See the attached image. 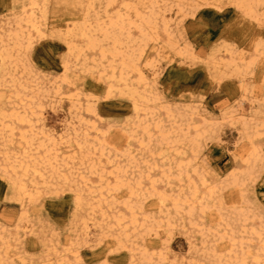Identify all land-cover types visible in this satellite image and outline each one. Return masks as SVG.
<instances>
[{
    "label": "bare ground",
    "instance_id": "bare-ground-1",
    "mask_svg": "<svg viewBox=\"0 0 264 264\" xmlns=\"http://www.w3.org/2000/svg\"><path fill=\"white\" fill-rule=\"evenodd\" d=\"M16 1L19 11L0 28V179L24 210L20 221L27 223L26 208L42 191L53 186L58 190L49 192L55 194L66 187L73 193V223L79 225L74 232L88 240L91 228L100 226L101 234L111 238L108 247L129 251L131 264H165L160 254L154 258L145 237L184 224L201 233V257L208 264H264V214L252 190L264 169V74L257 84L242 82L264 66V43L255 42L245 55L224 42L222 55L206 60V69L218 81L238 80L239 104L249 106L246 113H222L221 121L235 126L243 145L237 168L222 180H208L207 171L196 162L202 142L215 137L217 121L201 116L195 107L162 104L146 74L154 68L152 56L157 60L160 53L192 58L190 44L179 42L172 21L180 15V24L201 7L219 10L221 0ZM50 3L70 4L72 10L57 26L47 27ZM229 3L258 26L264 24V0ZM46 38L61 43L65 51L48 89L28 59L34 43ZM81 74L103 84L104 94H84L81 101L77 93L61 92ZM64 96L76 121L55 137L38 126L44 102ZM115 96L130 101L133 116L123 128L127 148L118 153L109 150L110 135L96 123L102 119L96 113L98 101ZM229 188L240 195L236 204L227 206L221 192ZM146 198L159 207L158 221L145 214ZM207 212L216 225L203 229ZM19 228L24 233L28 229ZM217 232L219 246L209 241ZM18 239L17 233L13 238L0 233V264L8 262L11 241ZM65 252L78 261L76 249ZM58 256L57 263L69 264L65 256ZM45 264L52 263L46 259Z\"/></svg>",
    "mask_w": 264,
    "mask_h": 264
},
{
    "label": "rangeland",
    "instance_id": "rangeland-1",
    "mask_svg": "<svg viewBox=\"0 0 264 264\" xmlns=\"http://www.w3.org/2000/svg\"><path fill=\"white\" fill-rule=\"evenodd\" d=\"M71 1L67 0V2ZM51 4L48 5L50 10H48L45 21L47 27L57 26L72 10L70 4L68 7L63 4ZM19 5L20 3L16 0L14 3L12 0H0V28L5 26L4 23L12 20L13 14L19 11ZM259 10L262 11V9ZM180 18V15L174 18L172 29L175 30V34H177L175 36L179 38L181 44L185 42L190 44L194 56L182 58L174 53L168 54L167 51L160 53L159 58L156 57L157 60L155 56H152L154 68L146 74L147 81L152 84L162 104L173 107H195L201 116L217 121V133L215 137H210L203 141L204 143L202 142L200 156L198 155L196 163L207 171L208 180L212 178L222 180L230 170L237 168V163H239L237 153L243 145L238 141L235 126H232L229 120L221 121L222 113L227 110L234 111L236 115L241 109L246 113L249 106L247 102L243 105L239 104L241 92L238 80L231 77L218 81L213 72H208L206 69L208 68L206 60L209 55L221 56L223 51L221 45L224 42V44L239 50L238 52L242 51L245 55H249L254 43L261 40L264 24L258 26L255 22L245 18L230 5L229 0H221L219 10L201 7L193 16L182 18L178 24ZM64 52L61 43L46 38L40 40V43L36 41L28 53V59L31 60L30 63L45 88L49 85L48 81L54 80L58 76ZM164 53H167V57ZM263 74L264 66H258L253 74L247 75L242 82L257 84ZM71 81H73L71 87L64 85L61 92L77 93L81 101L84 100V94L95 93L99 96L104 94V85L98 84L85 74L73 77ZM67 100L64 96L61 100L58 98L48 99L44 102L38 127H41L40 129L45 133L55 137L64 135L69 124L76 121ZM129 102L125 98L115 96L109 101L101 99L96 105V113L102 118L98 119L96 123L98 127L107 131L106 136L110 135L106 138L112 153L115 150L118 153L127 148L123 137V128L133 117ZM262 142H264L263 139ZM262 148L264 151V144ZM233 154H236L235 158L232 156ZM258 177L252 189L255 196L250 193L248 197L251 199L253 196L255 197L264 214V169ZM49 188L43 189L38 201L26 208L27 223H25L23 219L20 221L24 210L12 199L7 184L0 179V233L9 234L12 238L17 233L19 237L18 241H11L10 258L7 259L6 264H45L46 259L52 264H59L57 263L58 255L65 256L64 259L69 264H131L129 251L118 249L114 245L108 247L111 238L101 234L100 226L91 228L88 240H84L80 233L77 235L74 231L78 229L79 225L75 226L73 223L75 208L73 207V193L66 190L65 187L66 191L54 194L49 191L58 190V188L53 186ZM221 193L227 206L238 202L240 195L238 190L229 188ZM125 199L124 197L118 201L121 202ZM120 207L118 209L122 210ZM143 207L147 216L158 221L161 216L160 210L153 198H146L143 201ZM213 219L214 216L211 217L208 212L205 213L202 218L203 229L214 227L216 221ZM24 225L28 227L25 233L23 229L19 228ZM181 227V225H177L171 229H159V236L145 237V242L152 245L150 252L154 254V258L156 259V256L160 254L166 258L165 264H190L191 262V264H208L201 257L204 248L199 243L201 242V233L186 224ZM219 236L220 234L217 232L213 237H210L209 241L219 246L222 244V241H219ZM217 241L219 242L217 243ZM66 249H76L79 253L78 261L73 258L70 252H65Z\"/></svg>",
    "mask_w": 264,
    "mask_h": 264
},
{
    "label": "snow or ice",
    "instance_id": "snow-or-ice-1",
    "mask_svg": "<svg viewBox=\"0 0 264 264\" xmlns=\"http://www.w3.org/2000/svg\"><path fill=\"white\" fill-rule=\"evenodd\" d=\"M261 41L264 42V33H261Z\"/></svg>",
    "mask_w": 264,
    "mask_h": 264
}]
</instances>
